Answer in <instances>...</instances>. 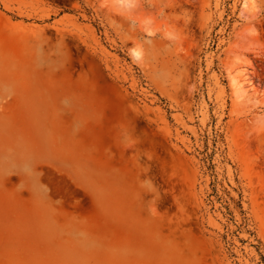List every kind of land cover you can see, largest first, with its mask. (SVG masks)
Instances as JSON below:
<instances>
[{
    "label": "rangeland",
    "instance_id": "obj_1",
    "mask_svg": "<svg viewBox=\"0 0 264 264\" xmlns=\"http://www.w3.org/2000/svg\"><path fill=\"white\" fill-rule=\"evenodd\" d=\"M0 264H264V0H0Z\"/></svg>",
    "mask_w": 264,
    "mask_h": 264
},
{
    "label": "bare ground",
    "instance_id": "obj_2",
    "mask_svg": "<svg viewBox=\"0 0 264 264\" xmlns=\"http://www.w3.org/2000/svg\"><path fill=\"white\" fill-rule=\"evenodd\" d=\"M124 2V1H123ZM126 3V2H125ZM136 53V52H135Z\"/></svg>",
    "mask_w": 264,
    "mask_h": 264
}]
</instances>
